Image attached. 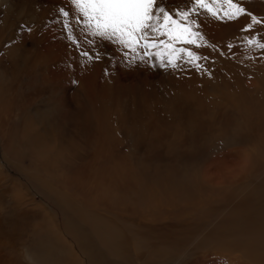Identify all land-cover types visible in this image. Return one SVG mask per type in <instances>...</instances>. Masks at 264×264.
I'll return each instance as SVG.
<instances>
[{
  "label": "rangeland",
  "instance_id": "374dc122",
  "mask_svg": "<svg viewBox=\"0 0 264 264\" xmlns=\"http://www.w3.org/2000/svg\"><path fill=\"white\" fill-rule=\"evenodd\" d=\"M53 1L0 0V264H59V255L76 253L82 261L84 247L64 232L66 210L38 187L37 180L46 184L50 173V184L69 203L121 228L130 239L124 245L128 264H261L264 243L250 250L256 240L247 231L236 233L235 226L243 216L237 209L248 212L244 201H264V49L247 43H264V25L247 29V14L217 19L200 9L197 30L204 47H185L207 59L198 61L201 70L169 73L152 62L128 66L122 60L126 50L116 45L105 59L77 60L88 45L82 41L76 49L62 39L66 31L57 12L60 6L67 10L69 0ZM234 2L264 20V0ZM192 3L172 0L169 7L174 13ZM116 52L121 55L113 59ZM32 122L35 135L47 129L51 144L65 147L60 166L27 151ZM229 140L244 144L217 154L220 142ZM16 146L20 153H10ZM174 209L181 211L177 217ZM40 225L56 227L54 234L66 239L72 254L51 247L59 255L50 261L46 251L31 253V241L43 238L31 234ZM225 225L227 238L213 239ZM134 232L146 247L137 248ZM156 248L160 254L145 257Z\"/></svg>",
  "mask_w": 264,
  "mask_h": 264
},
{
  "label": "snow or ice",
  "instance_id": "6c2138e0",
  "mask_svg": "<svg viewBox=\"0 0 264 264\" xmlns=\"http://www.w3.org/2000/svg\"><path fill=\"white\" fill-rule=\"evenodd\" d=\"M170 3L171 0H69L67 10L60 6L57 12L62 18V32L66 31L62 39L76 49L81 48L82 41L88 45L89 50L77 52L76 59L80 61L93 63L105 59L109 57L108 49L116 45L126 50L122 53V60L128 66L152 62V68L171 73L190 68L201 70L203 66L198 61L207 59L185 47H204V37L197 30L200 9L217 19L233 20L247 14L251 18L247 29L264 25V20L246 13V9L234 0H194L191 7L181 9L177 6L174 13L170 10ZM72 21L79 26L78 31L74 30ZM247 43L264 49V43L255 38L247 39ZM93 48L97 50L92 51ZM228 48L235 51L231 44ZM119 55L121 53L116 52L112 58ZM242 144L244 141H221L217 154Z\"/></svg>",
  "mask_w": 264,
  "mask_h": 264
},
{
  "label": "bare ground",
  "instance_id": "6f19581e",
  "mask_svg": "<svg viewBox=\"0 0 264 264\" xmlns=\"http://www.w3.org/2000/svg\"><path fill=\"white\" fill-rule=\"evenodd\" d=\"M172 1V0H171ZM51 3H55V1L51 0ZM11 7V6H10ZM12 9V7H11ZM49 36V35H48ZM51 47V46H50ZM55 49V48H54ZM49 53V52H48ZM57 64V63H56ZM60 69V67H59ZM63 70V69H62ZM61 71V69H60ZM68 72V71H67ZM60 74V73H59ZM63 75V74H61ZM3 76H5L4 72H0V77L3 78ZM62 77V76H61ZM63 78V77H62ZM66 78V77H65ZM1 79V78H0ZM55 80H58V78H56ZM65 80V79H64ZM46 82V81H45ZM48 82V81H47ZM46 82V83H47ZM58 82V81H57ZM65 93V92H64ZM74 94V93H73ZM65 95V94H64ZM79 95V94H78ZM77 97V96H76ZM72 99V98H71ZM77 101V100H76ZM62 102V100H61ZM67 102V101H66ZM75 103V102H74ZM64 104V103H63ZM77 108V105H75ZM76 114L79 113L76 111ZM8 116V115H7ZM78 116V115H77ZM255 117V116H254ZM6 118V117H5ZM62 118V117H61ZM73 119H75L73 117ZM5 121V119H3ZM252 120V119H251ZM72 121V120H71ZM6 122V121H5ZM74 123V121H73ZM74 125V124H73ZM76 125V124H75ZM74 125V126H75ZM57 126V125H56ZM58 126L59 122H58ZM57 126V127H58ZM11 126H9L10 128ZM56 127V132L58 134V138L62 139L63 134L61 133V129ZM126 127V126H125ZM13 128V127H12ZM37 128L35 127V123L32 122L31 123V135L28 136V134L23 133L22 135L28 136L25 137L24 141L25 142H29L31 143V149L27 150L29 151V153H31L32 156H36L37 158L40 157H46L48 161L50 162H54L57 165L60 166V160H62L64 158V149L65 147L62 145L61 141L59 143V145H55V144H51V136H50V131H48L47 129H40L38 133H36L37 135H35L33 133L34 129ZM139 128V127H138ZM14 129V128H13ZM17 129V128H16ZM76 129V128H75ZM16 131V130H15ZM37 131V130H36ZM19 132V131H18ZM135 133V132H134ZM66 134V133H65ZM52 135V134H51ZM137 135V134H136ZM68 136V135H67ZM134 136V135H133ZM68 141V140H66ZM63 142V141H62ZM11 143V142H10ZM64 143V142H63ZM66 143V142H65ZM13 144V143H12ZM69 145V144H68ZM7 146V145H6ZM14 146V145H13ZM24 146V145H23ZM245 146V145H244ZM5 147V146H4ZM8 148V147H7ZM4 149V148H3ZM6 149V148H5ZM14 149V148H13ZM13 149H9V152L12 154H19V150L16 146V150L13 151ZM25 150V147H24ZM69 150V149H68ZM237 150V149H236ZM8 152V151H7ZM236 152V151H235ZM249 152V150H248ZM247 152V153H248ZM237 153V152H236ZM245 153V154H247ZM50 154H52L53 158L56 159H51L50 158ZM248 156V155H246ZM248 159V158H247ZM79 161V160H78ZM254 164V163H253ZM247 167V166H246ZM244 168V167H243ZM245 172V171H244ZM249 172V171H248ZM145 173V172H144ZM243 173V172H242ZM173 174V173H172ZM176 174V173H175ZM210 174V173H209ZM169 175V174H168ZM208 175V173H207ZM114 176V171L111 173V179ZM31 179H35V174H31ZM135 179H137L136 181H141L142 178H140V175H134L133 176ZM145 177V176H144ZM230 177V175H229ZM54 175L53 174H48L46 176H44V179H46V184H42L43 180H37L38 182V187L41 189L42 192H44L45 194H47L48 196H56L57 200L62 204V212L64 213V210H66V212H69V216L66 215L65 212V216L66 219L64 221L65 223V229L64 232L66 234L71 235L72 240L75 238L77 239V243L80 245V247H84V249L80 248V252L82 253V261L80 260V256L76 253V254H72L71 249L69 248V245L66 242V239L64 240V237H60L57 234L55 235V228L56 227H48L45 229V227H41L37 229V231H35L34 233L31 232V234H38L40 232V234L43 236V238L39 237L40 239H43V242H45V244H39V242H35V238L31 241V245L32 249H31V253H33L34 255H38V257L40 256L39 254L41 252L46 251L47 256H50V261L53 260V257L56 256V253L58 254L59 252H61L62 254H66L68 252H70L73 257L71 256L70 258L67 256H62V259L60 258L59 255V264H76L75 262L77 261L78 257V263L79 264H83V262L85 264H109V261L107 259V255L110 257H113L114 262H116V264H128L130 261L128 259V251L127 249H125V244L128 243V241L130 240L129 238H127V236L125 234H123L120 230V227H116L112 222H110V220H106V218H103L99 215H95L93 213L87 212V210H83L82 208L79 207V205L77 203H69V201H67V198H64L61 193L56 189V187L52 186L51 183L54 182ZM117 180V179H116ZM263 180H264V175H263ZM237 181V179H236ZM58 182V181H57ZM132 182V181H131ZM223 183V182H222ZM109 184V182L107 183ZM232 184V183H231ZM127 185V184H126ZM91 186V185H90ZM108 186V185H107ZM62 187V186H61ZM93 187V186H92ZM142 187V186H141ZM264 187V186H263ZM76 189V187H74ZM108 188V187H107ZM105 188L106 193L108 192ZM111 188V187H110ZM146 187H142L141 191H143ZM112 189V188H111ZM139 189V188H138ZM85 190H87L85 188ZM116 190V189H114ZM139 192V190H136ZM174 191V190H173ZM103 192V191H102ZM101 192V193H102ZM264 194V188L261 191ZM13 193V192H12ZM88 193V192H87ZM104 192V195L106 194ZM80 194V193H79ZM98 194V193H97ZM16 195V194H15ZM19 194H17L15 196V198H19L18 197ZM89 195V194H88ZM99 195V194H98ZM97 195V196H98ZM87 196V195H86ZM108 196V195H107ZM106 196V197H107ZM9 197V196H8ZM102 197V195H101ZM100 197V198H101ZM105 197V199H107ZM7 198V197H6ZM103 198V197H102ZM101 198L100 201H102L103 199ZM3 199V198H2ZM5 199V198H4ZM97 199H99L97 197ZM104 199V200H105ZM109 196H108V200H109ZM103 200V201H104ZM16 201V200H15ZM98 201V202H100ZM58 202V204L60 205V203ZM94 202V199H93ZM92 202V203H93ZM112 202V201H111ZM15 203V202H14ZM19 203V202H18ZM107 204V203H106ZM244 204L247 205V210L248 212H246V209H242L240 210L239 208L237 209V211H239L243 216H242V222L239 226H235V230L236 233L238 232V230H244L247 231L251 237L253 239L256 240L255 243H251L248 245V248L250 250H258L260 244L264 243V201H260L257 202V205H249L246 201H244ZM86 205V204H85ZM102 208H105L104 205L105 203H102ZM109 205V204H108ZM243 205V204H242ZM75 206V207H74ZM110 206V205H109ZM74 207V208H73ZM112 207V205L110 206ZM241 207V206H240ZM243 207V206H242ZM241 207V208H242ZM107 208V207H106ZM110 209V208H109ZM111 210V209H110ZM109 211V210H108ZM111 212V211H110ZM180 209H174L173 210V214L174 216L177 217V215L180 213ZM133 213V212H132ZM142 215V214H141ZM118 216V215H117ZM142 217V216H141ZM144 220V219H143ZM153 221V220H152ZM72 222L73 226L72 228L69 227V223ZM253 227H255L253 229ZM87 228V229H85ZM120 229V230H119ZM123 230V229H122ZM221 233L217 236H213V239L215 238H227L226 236V232H227V225H225L224 227L221 228ZM57 232V231H56ZM130 235H132L131 238H133L134 240V244L137 246L138 249L140 248H144L146 247L147 241L141 237L140 235L137 234V232L135 233H130ZM68 236V235H67ZM182 236V235H181ZM34 237L33 235H31V238ZM38 237V236H36ZM147 238V237H146ZM181 240V237H178ZM74 239V240H75ZM208 239V238H207ZM41 241V240H40ZM163 244V243H162ZM68 245V246H67ZM75 245V244H74ZM73 245V246H74ZM6 246V244H5ZM44 247V250L41 249V247ZM165 245L163 244V247ZM13 247V246H12ZM55 250H58L59 252H56L54 250H52V248ZM166 247V246H165ZM6 248V247H5ZM15 248V247H14ZM73 248V247H72ZM76 249V248H74ZM79 249V248H78ZM73 250V249H72ZM38 252H40L38 254ZM161 249L160 248H156V251L152 250L150 251V253L146 254L145 257L148 258V255H152V253L155 254H160ZM69 253V254H70ZM106 257H105V256ZM141 257V256H140ZM144 257V256H143ZM142 258V257H141ZM45 259V258H43ZM42 259V260H43ZM143 259V258H142ZM31 260L32 261H36L39 262L38 260H36L35 258H33L31 256ZM144 260V259H143ZM44 261V260H43ZM58 261V260H57ZM48 262V261H47ZM259 262L261 264H264V249L262 250L260 256H259ZM263 262V263H262ZM4 263V262H3ZM2 263V264H3ZM113 263V262H112ZM114 264V263H113Z\"/></svg>",
  "mask_w": 264,
  "mask_h": 264
}]
</instances>
